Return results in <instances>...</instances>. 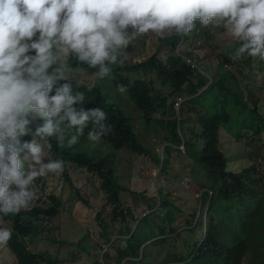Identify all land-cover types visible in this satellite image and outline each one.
<instances>
[{
    "label": "trees",
    "instance_id": "trees-1",
    "mask_svg": "<svg viewBox=\"0 0 264 264\" xmlns=\"http://www.w3.org/2000/svg\"><path fill=\"white\" fill-rule=\"evenodd\" d=\"M177 38L162 39L161 44L171 45ZM188 45L189 42L180 54H154L140 62H120L121 50L119 63L111 66L110 74L104 78L95 76L91 85L66 77L74 90L83 93V100L75 105L77 108L99 106L106 112V123L111 129L100 139L110 149L101 152L88 139L87 132L92 126L89 122L79 133L65 129V140L60 143L55 137L49 138L51 154L63 164L72 163L100 181L99 188L113 212L98 216L106 227L121 226L124 233L115 240L110 239V248L121 245L122 257L117 259V264H124L125 259L151 264L156 257L153 249L162 240H150L168 227L177 232L181 224L190 225L187 229L194 233L198 230L204 238L196 239L188 257L160 249L157 255L164 262L240 264L247 259L264 264V100L244 95L245 87L237 66H227L235 64V60L212 49L204 57L214 62L219 71L217 75H210L206 69V72L202 70L195 49ZM232 52L235 55V50ZM196 56L202 58L200 54ZM244 61L248 66H240L242 71L244 67L249 71L260 68L252 66L254 62L250 59ZM68 63L95 73L94 68L74 56ZM242 74L250 77L252 73L246 75L243 71ZM120 95L129 96L135 102L140 114L138 121L146 129L153 133L161 130L169 140L163 159L156 158L164 167L168 165L170 148L182 151L181 146H185V156L192 161V176L199 180L195 197H201L204 206L195 221L191 219L195 211L185 212L186 205L181 198L154 199L155 203L160 201L159 211L142 217L122 206L120 193L127 187L116 177L112 154L120 149L138 154L149 151L140 140L128 106ZM224 132L228 133L225 141ZM70 135L77 136L72 144L67 143ZM24 139H31L30 134ZM43 183L40 199L46 204L32 203L18 214L0 215L13 233L6 245L13 255L12 264H63L53 253L29 247L30 242L45 233L65 204L62 196L52 191L53 182L48 184L43 180ZM104 236L109 240L112 232L107 229ZM110 257V252L104 254L106 260Z\"/></svg>",
    "mask_w": 264,
    "mask_h": 264
},
{
    "label": "clouds",
    "instance_id": "clouds-1",
    "mask_svg": "<svg viewBox=\"0 0 264 264\" xmlns=\"http://www.w3.org/2000/svg\"><path fill=\"white\" fill-rule=\"evenodd\" d=\"M197 21L222 23L238 38L234 58L264 60V0H0V215L18 214L37 177L62 171L49 138L60 143L65 129L79 133L89 122L91 141L111 129L101 107L75 106L84 97L66 78L70 57L104 78L135 36L153 33L162 41L174 31L168 36L179 38L169 46L183 39L175 45L180 54L188 42L181 34ZM12 234L0 226V247Z\"/></svg>",
    "mask_w": 264,
    "mask_h": 264
},
{
    "label": "rangeland",
    "instance_id": "rangeland-1",
    "mask_svg": "<svg viewBox=\"0 0 264 264\" xmlns=\"http://www.w3.org/2000/svg\"><path fill=\"white\" fill-rule=\"evenodd\" d=\"M205 29L208 30L204 31ZM173 33L174 31L166 32L164 35ZM144 35L145 37L142 34L137 35L130 40L129 44L122 49L120 62H140L156 53L162 55L176 54L179 51L178 46L183 42V39H178L179 42H175L171 47L166 45L167 48H165L161 44L159 38L161 36L153 33ZM181 36L188 39V46L192 50L195 49V57L202 70L205 71L206 69L208 74L217 75L219 69L216 68L214 62L208 61L204 55L210 54L212 49L214 52H223L236 62L235 64L228 63L227 66L229 68L237 66L242 84L245 87L244 95L255 96L264 100V62L259 57L247 55H242L240 59L234 58L235 55L232 51L236 49L235 47H238L240 41L232 36L222 23H210L205 26L197 21L190 32L182 33ZM175 45H177V48ZM197 54H200L202 58H197ZM246 59L254 62L252 66H260V68H254L250 71L245 67L243 68L246 75L252 73L250 77L244 76L240 67L248 66L244 65ZM66 77L84 80L91 85L94 84L95 75L70 65ZM120 96L128 106L130 116L133 118L132 120L139 132L140 140L149 151L145 154H138L127 149H120L112 154L116 177L127 187L126 190L120 193L122 206L126 209L130 208L135 216L142 217L147 213L159 211L160 201L155 203L154 199L167 198L175 200L181 198L186 205L185 212L195 211V214L191 217L195 221L198 218L199 211L204 206L201 197H195L199 180L192 176L193 166L190 163L192 161L185 156V146H181L182 151L170 148L168 165L164 167L163 162L157 161L156 158L163 159L166 147L170 144L169 140L165 138L164 132L161 130L153 133L146 129L147 127L138 121L140 114H138L135 102L129 96V99L123 97V95ZM153 134H156L157 137ZM227 137L228 133L224 132V141ZM94 145L98 146L97 149L101 152L110 149L107 143L100 138L94 141ZM228 147L231 151L230 144ZM43 180H46L48 184L53 182L51 184L52 191L61 195L65 204L59 215L51 222V225L46 227L45 233L40 234L35 241L30 242L29 247L34 250H47L53 253L63 264H117V259L122 257V252L119 251L121 245L118 244L116 248H110V239L115 240L117 237L123 236L124 233L121 232V226L112 229L109 225L106 227V223L98 216L99 214L106 215L113 212L112 205L109 204L103 191L99 188L100 181L88 171L80 169L72 163H65L61 172L48 173L45 176L37 177L28 186L33 193V198L26 206H31L32 203L46 204L43 199H40L43 198ZM117 222L119 221H115V223ZM6 225V222L0 216V226L6 227ZM189 226L181 224L177 227V232L172 231L171 227L166 228L165 232H158L150 240H162L153 249L156 257L151 264H172V262H164L162 257L157 255L160 249H163V252L188 257L196 239L204 238V235L198 230H195L194 233L192 230L187 229ZM107 229L112 232L109 240L104 236ZM106 252L111 254L109 261L104 258ZM0 263H13V255L6 246L0 247ZM180 263L181 261L175 262V264ZM124 264L148 263H138L137 261L135 263L125 259ZM240 264L254 263L244 259Z\"/></svg>",
    "mask_w": 264,
    "mask_h": 264
},
{
    "label": "bare ground",
    "instance_id": "bare-ground-1",
    "mask_svg": "<svg viewBox=\"0 0 264 264\" xmlns=\"http://www.w3.org/2000/svg\"><path fill=\"white\" fill-rule=\"evenodd\" d=\"M164 37H165V38H169V36H168V35H164Z\"/></svg>",
    "mask_w": 264,
    "mask_h": 264
}]
</instances>
